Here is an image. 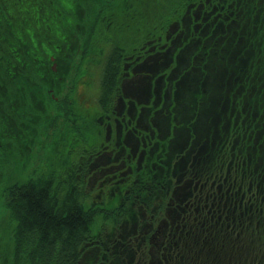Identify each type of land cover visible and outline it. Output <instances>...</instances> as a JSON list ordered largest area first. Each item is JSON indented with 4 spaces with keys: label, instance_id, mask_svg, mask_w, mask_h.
<instances>
[{
    "label": "trees",
    "instance_id": "16d2710c",
    "mask_svg": "<svg viewBox=\"0 0 264 264\" xmlns=\"http://www.w3.org/2000/svg\"><path fill=\"white\" fill-rule=\"evenodd\" d=\"M194 1L204 6L203 16L198 21L193 15V20L184 16L186 30L182 36L168 40L158 26L155 33L144 27L150 13L175 11L168 0H0V264H96L97 260L110 258L114 264H127L129 244L133 251L131 264H142L136 251L141 241L139 232H124L126 239L118 245L120 251L114 249L116 256L95 252L86 257L85 253L91 250L87 246L93 240H99V232L115 225L113 218L118 228L134 217L147 225L153 219L163 220L168 209H175L183 201L184 195L180 194L171 198L169 206L171 199L164 191L158 196V188H165L166 182L160 181L158 186L152 169L175 157L177 152L170 148L177 135L192 133L207 123L228 129L212 133L210 149L203 158L207 165L220 166L222 143L227 142L230 171L258 173V182L264 188V0ZM118 11H124V15H118ZM205 12L207 21L203 20ZM177 14L184 15L181 11ZM111 16L115 26L107 28L104 19ZM161 23L166 30L172 28V20L162 18ZM198 25L199 30L195 28ZM113 29L114 36L122 32L157 36L171 49L167 61L171 66L147 73L153 79L151 89L161 90L162 101L153 97L144 111L131 103L136 109L135 120H145L146 127L155 122L170 130V137L158 139V148L147 143L146 155L142 145L146 144L147 132H133L135 139H144L139 150L144 158L139 165L136 160L128 161V151L121 156L122 147L103 144L106 130L100 124L102 120L95 115L87 120L81 115L73 87L65 95L69 98L57 95L64 90L71 60L79 55L82 58L75 75L80 67L96 62L99 36L104 35L108 41L111 37L107 35ZM84 30L91 43L83 41L79 45L74 37ZM135 56L129 55L128 60ZM50 57L55 59L56 72L51 69ZM185 58L190 63L172 64L174 59L185 62ZM155 65L162 64L158 61L152 67ZM141 66L146 69L144 63ZM159 78L161 84L156 83ZM113 79L114 72L107 71L105 91L112 87ZM135 80L134 75L131 81ZM50 91L57 101L51 99ZM37 160H43V170H34ZM84 164L97 165L88 176L95 174L101 182L91 183L88 176L64 182L68 176L77 178L76 170ZM117 165L122 166L121 172L131 169L134 173L120 177L114 187L118 191L110 198L112 192L102 191L112 188L109 181L113 172L109 171ZM187 170L204 179L211 171L198 161ZM113 175L118 177L119 173ZM93 188V195L99 193L102 197L100 203L111 207L115 202L111 208L114 212L96 207V197L86 193V189ZM111 213H115L112 219L107 215ZM262 220L261 213L248 220L245 215L240 238L245 229L264 232ZM154 232L148 237L149 245ZM104 246L112 252V244ZM227 246L232 250L224 252L237 254L243 264L242 242L229 247L227 241ZM211 247L215 249V243ZM98 248L103 252L102 246ZM253 260H258L254 254Z\"/></svg>",
    "mask_w": 264,
    "mask_h": 264
},
{
    "label": "flooded vegetation",
    "instance_id": "af4514ba",
    "mask_svg": "<svg viewBox=\"0 0 264 264\" xmlns=\"http://www.w3.org/2000/svg\"><path fill=\"white\" fill-rule=\"evenodd\" d=\"M197 5V2L192 5L195 11L193 14L195 21L203 16L202 10L204 9L202 4L198 7ZM204 15L205 18L203 20L207 21V13L205 12ZM209 27H211V24H208ZM162 58L164 57L159 56L157 60L153 56L144 57L141 64L144 63L147 68L150 64H156ZM177 62H180V60H172L173 65ZM140 68L141 66H137L132 69L131 75H128V83L134 75L136 78L142 77L149 81L148 74L141 75L144 72H141L142 69ZM129 100L128 110H125L124 106L117 100L114 107V114L117 113L121 118L126 113L128 126H126L124 119L123 124L117 121L113 125L114 129L105 125L106 134L104 135L103 144L113 145L115 148L122 147L121 156L124 155L123 151H128V161L136 160L137 165H139L143 161L144 152L146 155L148 151L147 143L154 148H158V139L163 135L167 136V138L170 137V130L161 128L155 122L152 125L149 124L150 126L147 127V130H142L146 127V121L135 120L136 109L133 108V112H130L129 107L133 103L136 108H141L144 111V107L149 105V103L138 106V103L132 102L131 99ZM209 120H213V118L210 117ZM100 124L103 125L102 121H100ZM136 130L147 132L146 149L143 150L144 152L139 151L134 154L128 147V134L130 137L135 138L133 132L136 133ZM227 130H223V125L219 129L217 125L212 126L207 123L201 125L198 130L192 133L186 132L183 135H177L179 138L175 140L170 148V150L177 152L175 157L167 161L164 166H153L154 169L152 170L155 171L153 178L156 179V184L159 186L160 181L166 182L165 188L163 186L158 188V196L161 191H164L168 200L180 194L184 195V199L179 202L175 209H168L163 220L157 221L151 217L153 221L147 225H142V222L137 221L135 217L133 220L131 218L128 220V226H130L128 235L139 232L141 241L137 245L136 251L143 259L142 264H240L237 254L231 253L227 255L224 250L228 248L227 241L229 237L240 239V234H242L244 229L243 218L245 215L248 220L254 214H264V188L260 187L258 173L230 171L231 163H228L226 158L227 142L222 143L221 153L224 156L220 158V166L210 168L203 159L207 150L210 149L212 133H225ZM139 140H141V148L144 139L140 138ZM165 155H159V157H164ZM87 160L90 161L89 159ZM196 161L201 162L206 168L211 170L208 178L204 179L202 176L194 175L187 170V166H193ZM81 169V166L77 168V177L84 174ZM139 170L135 169V172ZM109 172H114V170ZM127 172L130 175L131 169H128ZM245 180H247V192L250 195L246 201V192H243ZM262 181H264V175ZM253 182H256L257 186H253L252 189ZM171 188L173 190L170 194ZM172 199L169 200V206H172ZM252 201L260 204L261 207L258 208ZM98 208L110 209L112 207L100 206ZM186 213H188V216H186ZM139 218L142 221L145 219L143 214H140ZM132 221H134L133 225ZM154 224H156L155 227ZM153 231L155 232L152 234L149 245L148 237ZM212 243H215V249L211 247ZM99 244V241H96V245ZM130 246L132 244L128 245V252L123 250V253H128L127 264L132 262L131 255L133 251ZM121 249L122 247H119V251ZM103 254H106L105 249ZM110 255L114 256V249Z\"/></svg>",
    "mask_w": 264,
    "mask_h": 264
},
{
    "label": "rangeland",
    "instance_id": "374dc122",
    "mask_svg": "<svg viewBox=\"0 0 264 264\" xmlns=\"http://www.w3.org/2000/svg\"><path fill=\"white\" fill-rule=\"evenodd\" d=\"M181 0H169L170 4L174 8L175 11H181ZM190 7V5L188 6ZM124 15V11L122 12ZM133 15L131 18H134ZM164 19H171L173 17V12L171 13L168 9H164L163 13L161 15ZM161 20L159 17L155 16L153 13H150L149 20L145 25V22L143 25L146 27L145 30L155 32L156 27L163 32L165 28V24L161 23ZM181 19L176 20V25L180 27ZM104 22L107 24L113 23L114 19L111 16V18L105 17ZM137 22V21H136ZM136 22L134 23V27L136 25ZM187 25V20L185 21ZM114 30H111L109 32V35L107 37H111L106 40V37L104 35L99 36V40L101 41V45L97 50V56H95L96 62H92L90 66H82L78 69L77 75H75L76 67L80 66L81 63V56H76L74 60L72 58L71 61L73 62L68 69L67 76L65 77L63 81L64 90L59 91L57 93L58 96H63L64 98H69L68 96H65L68 89L73 87L75 94V99L77 100V105L81 109L80 113L82 116H85L88 120L90 116L95 115L96 117L100 118L102 120L103 126L107 125L112 127L114 129L113 125L118 121L123 124V119L125 120L126 126H128V117L126 113L123 114V118H121L117 113L114 114V107L116 100L121 103L122 106H124L125 110H128V102L131 99L132 102L138 103L137 105L143 106L144 104H151L153 101V97H156L155 100L162 101L161 97V90L159 88H155L154 90L151 89L153 80L149 79V81L146 80V78H140L137 77L136 81L133 83H129L125 86V92L121 87L125 83H128V71L131 72L134 68V65L138 61H143L144 59H138L137 61L134 60H128V56L136 55L135 58L137 59L139 56L147 55V51L150 53V50L148 46L153 43L152 47L159 46L162 48V52H165V55L170 52L169 47H167L166 44L161 42L157 36L154 35H142L140 33L134 34H126L124 32L120 33L119 35L114 36ZM181 30V29H180ZM75 42L80 45L84 41H87V44H90L91 37H87L85 35V30L81 33H78V36L74 37ZM147 47V48H146ZM146 48V49H144ZM172 52L176 51V46H173ZM168 50V51H167ZM150 56V55H148ZM169 56H166L163 60L160 59L162 65H155L152 67L150 64L147 69L142 70L141 75L147 74L148 72L154 73L155 71L161 72L165 69H167L171 64L169 65L167 63ZM184 58V56H182ZM69 59V60H70ZM140 62V63H141ZM183 64H187L189 62L188 59L185 58V62L180 61ZM166 65V66H165ZM169 65V66H168ZM54 66V61L53 65ZM168 66V67H167ZM126 67V68H125ZM55 69V67H53ZM111 70V72H114V79L112 87L105 91L104 87V81L106 77L107 71ZM79 81L76 84V87L74 85L75 82ZM156 83L161 84L162 78H159ZM36 88V87H35ZM128 96H126V95ZM65 98V99H66ZM129 98V99H128ZM71 104H73V101H70ZM120 107V106H119ZM118 107V108H119ZM129 111L133 112L132 104H130ZM70 119V118H69ZM92 119V118H90ZM89 119V120H90ZM143 125V124H142ZM137 128L139 129L138 125ZM142 130H147V127L143 128ZM88 136L90 134L86 132ZM30 141L29 139H27ZM140 142L141 140L137 141L135 138L130 137L128 134V147L130 148L131 152L134 154L139 152L140 149ZM114 143V142H113ZM143 149H146V144L142 145ZM22 154V153H21ZM32 165V164H31ZM129 165V164H128ZM45 167V164H43V160H37L35 162V169L34 170H43ZM97 165H86L84 164V167L81 169L82 172L86 174H90L92 169H96ZM118 167L117 169H115ZM116 167H112L114 169L112 175V179L109 181L110 184H113L112 188L109 190H105L103 188L102 193L112 192L110 194V198H113L115 193L118 191V189H115L116 183L120 180V177H128V172L124 170V172H121L123 169L122 167H119L117 165ZM126 167V164H125ZM104 169L105 167H100ZM101 169V170H102ZM117 170V171H115ZM114 173H119V176L113 175ZM131 173H134V170L131 171ZM115 177V178H114ZM143 173H141L140 178H143ZM70 179H74L76 181H79L83 179V177H80V179H77L75 177L69 178V176L64 180V182L71 181ZM88 181L91 183L95 182L98 184V182H101L97 179V176L95 174H91L88 176ZM247 181L244 182L245 187L243 188V192H246L245 201L249 198V193L247 192L246 188ZM85 186V185H84ZM172 188L170 190V194L172 193ZM86 193L93 195L96 193V189L93 188L91 191H88L86 189ZM85 192V191H84ZM101 195V194H100ZM96 197V207L98 205L107 206L104 203H100L102 197H99V193ZM92 196V197H93ZM252 203L256 204L259 207H261L260 204H258L255 201H252ZM115 202L113 203V205ZM111 203V207H113ZM109 206V205H108ZM255 209V208H254ZM113 210V209H112ZM257 215V214H256ZM109 216H111V219L115 217V213H111ZM262 217V216H258ZM115 225H113L110 229L109 227L105 228V232H99L98 234L101 235L99 240H93L89 246L91 250L85 253V256L87 257L89 254V257L94 255V251L97 253H101L100 255H103V252H100V249L98 248V245H96V241H100L99 245L103 247V250L105 249L106 254H111L110 249L107 246H104L106 244L112 243L113 248L116 247V245H121V243H124V232H128V229L130 226L127 224H122L120 228L116 226V221L113 218ZM261 225L264 226V220L260 221ZM254 226L252 225L251 230H253ZM263 233V234H262ZM235 242H242V249L244 250L243 254V264H253L254 262H257V264H264V232L256 233V231H248L247 229L244 230V235L240 239H236L235 237H229L228 238V245L229 247H234ZM103 243V245H102ZM231 243V244H230ZM245 244H248L245 246ZM229 250H232L231 248H228ZM82 250V249H81ZM116 251H119V248L116 247ZM237 252V250H234ZM239 251V250H238ZM80 252V260H81V251H78V254ZM253 254L258 260H253ZM114 256H116L114 251ZM98 261V260H97ZM113 264L114 260L110 258V260H103L101 259V262H96V264Z\"/></svg>",
    "mask_w": 264,
    "mask_h": 264
},
{
    "label": "water",
    "instance_id": "95a60500",
    "mask_svg": "<svg viewBox=\"0 0 264 264\" xmlns=\"http://www.w3.org/2000/svg\"><path fill=\"white\" fill-rule=\"evenodd\" d=\"M53 71H56V70L53 68Z\"/></svg>",
    "mask_w": 264,
    "mask_h": 264
}]
</instances>
